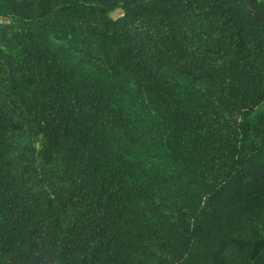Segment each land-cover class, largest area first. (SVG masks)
Listing matches in <instances>:
<instances>
[{
    "label": "trees",
    "instance_id": "16d2710c",
    "mask_svg": "<svg viewBox=\"0 0 264 264\" xmlns=\"http://www.w3.org/2000/svg\"><path fill=\"white\" fill-rule=\"evenodd\" d=\"M0 264H264V0H0Z\"/></svg>",
    "mask_w": 264,
    "mask_h": 264
}]
</instances>
